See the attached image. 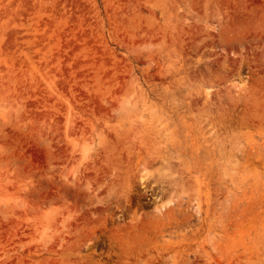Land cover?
Segmentation results:
<instances>
[{
    "label": "rangeland",
    "instance_id": "rangeland-1",
    "mask_svg": "<svg viewBox=\"0 0 264 264\" xmlns=\"http://www.w3.org/2000/svg\"><path fill=\"white\" fill-rule=\"evenodd\" d=\"M0 264H264V0H0Z\"/></svg>",
    "mask_w": 264,
    "mask_h": 264
},
{
    "label": "bare ground",
    "instance_id": "bare-ground-1",
    "mask_svg": "<svg viewBox=\"0 0 264 264\" xmlns=\"http://www.w3.org/2000/svg\"><path fill=\"white\" fill-rule=\"evenodd\" d=\"M140 137H141V136H140ZM140 137H139V138H140ZM144 139H145V138H144ZM149 145H150V144H149ZM149 145H148V146H149ZM149 147H150V146H149ZM151 147H153V146H151ZM153 149H154V148H153ZM161 150H162V149H161ZM161 150H160V151H161ZM157 152H158V151H157ZM153 154H154V153H153ZM155 158H156V157H155ZM164 159H165V158H164ZM161 160H162V159H161ZM163 162H164V161H163ZM165 166H166V165H165Z\"/></svg>",
    "mask_w": 264,
    "mask_h": 264
}]
</instances>
